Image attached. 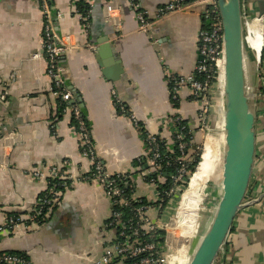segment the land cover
Wrapping results in <instances>:
<instances>
[{"label": "crops", "instance_id": "0c3cea01", "mask_svg": "<svg viewBox=\"0 0 264 264\" xmlns=\"http://www.w3.org/2000/svg\"><path fill=\"white\" fill-rule=\"evenodd\" d=\"M81 1L91 7L90 21L78 13ZM169 1L139 0L153 21ZM241 2L245 19L252 21L246 39L249 46L245 47L250 52L249 84L256 86L264 77L256 57L263 48L264 18L252 17L264 16V0ZM50 3L54 17L60 14L55 18L57 31L76 45L63 57L64 77L73 94L72 102L79 105L89 123L96 155L109 174L133 177L137 193L150 199L152 192L138 177L145 143L131 117L118 111L113 92L137 121L164 140L170 139L165 122L175 115L186 120L197 135L199 107L192 90L188 85L182 87L178 102L174 103L167 75H195L200 60L198 34L204 24L202 7L197 5L191 11L156 20L150 31L143 32L138 28L130 0ZM108 3L120 8L115 13L116 21L121 23L119 31L115 23L106 19ZM43 24L40 0H0V96L4 95L0 99V224L12 215L23 216L37 210L42 194L49 190L50 178H33L31 173L37 167L46 171L56 168L75 181L62 194L58 193L57 208L49 211L43 222L18 223L11 233L5 234L0 251L23 253L29 264H94L115 236L107 225L112 206L98 182L79 180L91 163L81 153L71 110L61 109L48 75L42 47ZM243 27L245 32L244 23ZM104 39L107 49H101ZM257 111L250 185L216 264H264V105ZM210 140L213 146L217 145L216 152L213 146L208 148ZM202 151L191 202L202 196L203 205L196 217L177 212L184 242L199 226L209 183L222 172L226 143L225 125L219 118H215L213 130L204 137ZM4 155L9 159L6 169L1 166ZM185 253V246L181 245V254Z\"/></svg>", "mask_w": 264, "mask_h": 264}, {"label": "built area", "instance_id": "2783aa9c", "mask_svg": "<svg viewBox=\"0 0 264 264\" xmlns=\"http://www.w3.org/2000/svg\"><path fill=\"white\" fill-rule=\"evenodd\" d=\"M41 1L44 14L42 47L48 61L47 72L54 83L55 93L62 98L64 103L70 104L73 101V94L69 90L67 80L64 77L66 66L63 62V57L68 51L76 48V45L70 43L71 39L69 36L60 35L57 31L55 18L58 19L60 14L57 13L56 17H54L49 1ZM197 5H200L203 9L204 24L198 34L200 60L196 67V73L205 74L207 79L202 82L197 80L195 75L180 77L168 74L167 82L173 86L172 96L174 99L178 97L182 87L188 85L191 88L193 99L198 103L199 107V129L202 123L205 124L210 119L211 103L206 96V92L209 89V81L214 76L215 69L220 75L219 62L224 60V27L218 0H170L160 8L156 20H161L175 13L191 11ZM130 6L136 11L139 30L143 32L150 31L156 20L148 19L147 13L141 8L139 0H130ZM119 9L113 3H108L105 9L106 19L115 23L114 27L117 31H119L121 23L116 21L118 15L116 16L115 13L120 11ZM90 11L92 13V10ZM83 18L85 21L88 20V16ZM251 22L250 19H245L244 14L245 46H249L246 44V39L248 26ZM87 46L92 49L96 48L94 44H88ZM79 47L81 46H77V48ZM262 50L259 56H256L259 63H261ZM34 57L37 58L38 55H34ZM262 75L264 76V74ZM261 87H264V77L261 78ZM249 90L250 87H248ZM113 97L115 106H121L120 113L128 115L125 111V106L117 98L115 92H113ZM0 99L3 100L4 95H1ZM67 108L71 110L73 117L77 119L78 124L74 126V129L81 141L83 148L81 153L91 163V167L85 174L89 175L87 178L98 182L102 186L112 206L107 225L115 231V236L111 244L106 247L102 256L94 264H188L189 259L187 260L183 256L184 254H181V245L178 246L175 243L176 241L171 239L172 234L169 233L170 224H168L169 218L165 217L166 214L168 215L172 212L173 203L180 201L177 197H182L183 192L187 188L185 184L192 175L191 164L193 159L188 155V142L184 140L185 135L179 127L182 118L173 116L165 122V128L170 133L169 150L173 151L175 148L172 143L177 142L175 150L178 152L177 155L168 156L165 155V150L163 151L160 143L162 137L147 130L145 124L139 126L133 115H128L134 121L139 134L143 130L145 135L143 141L146 147V168L139 171L138 177L152 192V197L146 199L137 193L138 185L133 177L124 176L126 179L128 178V181H122L125 178H113V175L106 171L104 163L95 153L90 131L85 121L81 118V111L75 106ZM8 165V155H4L1 160V166L6 169ZM164 166H172L174 168V173L169 178L162 176L161 171ZM31 174L33 178L69 179L72 184L75 181L72 176L61 174L56 168L46 171L42 167H37ZM168 180L172 184L171 187L167 189L159 187V182H167ZM64 186L69 188L67 182L64 183ZM52 190L53 187H49V192ZM51 193L53 197L43 200L34 213L19 217H8L5 223L0 224V243L3 236L11 233L18 223L27 225L37 223L36 218L43 213L45 204L51 206L54 203H58L59 192L53 191ZM131 205H133L134 212L128 218H123L122 212L114 209L115 206L127 208ZM160 230L165 231V235L162 243H156L153 238ZM158 237L162 236L158 235ZM0 264H29V260L0 251Z\"/></svg>", "mask_w": 264, "mask_h": 264}, {"label": "water", "instance_id": "95a60500", "mask_svg": "<svg viewBox=\"0 0 264 264\" xmlns=\"http://www.w3.org/2000/svg\"><path fill=\"white\" fill-rule=\"evenodd\" d=\"M224 27L223 112L226 153L218 173L222 196L210 227L188 264H213L245 200L255 163L256 115L249 75L241 0H218ZM102 40L101 49L109 48Z\"/></svg>", "mask_w": 264, "mask_h": 264}, {"label": "rangeland", "instance_id": "374dc122", "mask_svg": "<svg viewBox=\"0 0 264 264\" xmlns=\"http://www.w3.org/2000/svg\"><path fill=\"white\" fill-rule=\"evenodd\" d=\"M255 18H264L263 15H258L256 17H252V19ZM246 48V47H245ZM248 54H250L249 50L246 49V57L248 58ZM255 56V55H254ZM248 61V60H247ZM258 62V60H257ZM260 65V63H259ZM219 74L218 71H214V76L212 77L211 81H209V89L206 92V96L208 97L210 103H211V112H210V119L209 121H206L205 124H201L200 128L198 129V150L201 151L202 154V148H203V142L204 137L211 133L213 130V122L215 121V118H218L219 115H223V85L221 86L220 80H219ZM250 90L248 91L249 100L251 103V108L255 115L258 112L257 109L259 106L264 105V92L259 90L261 87V84L251 86L249 84ZM258 122V120H257ZM221 123L223 124V118L221 119ZM215 124V123H214ZM212 140V138H211ZM211 140L209 142L208 148L212 147ZM213 151H217V145L213 146ZM192 158V157H191ZM193 163V161H192ZM199 163L194 166V169L196 170ZM192 172V174H194ZM192 176V175H191ZM222 192H221V186L219 182V175H217V178L215 180L212 179V181L208 185L207 195L205 196V202L203 206V216L201 218V221L199 223V226L197 227L196 231L193 233V235L186 240L185 242L182 241V237L180 235L181 229H180V219H177V210L179 207L180 201L173 203V210L168 215L166 214V218H169L168 224H170L169 233L172 234V240L176 241L175 243L179 245H184L186 249V253L183 255L187 260L192 258V255L194 254L196 248L198 247L202 237L208 230V228L211 225V222L214 218V215L216 213V209L218 206V203L221 199ZM181 197V196H180ZM180 197H177V199H181ZM203 205V203H202ZM175 208V209H174ZM186 218V217H185ZM184 235L187 236L186 229L184 230ZM176 246V245H175ZM223 251V250H222ZM221 256L219 253L217 258L215 259L213 264H216L218 261V257Z\"/></svg>", "mask_w": 264, "mask_h": 264}, {"label": "trees", "instance_id": "16d2710c", "mask_svg": "<svg viewBox=\"0 0 264 264\" xmlns=\"http://www.w3.org/2000/svg\"><path fill=\"white\" fill-rule=\"evenodd\" d=\"M48 1H49V5L51 6L50 0H48ZM40 3H41V7H42V1L41 0H40ZM90 10H91V7L89 5H87L86 3H84V1H81V4L78 6V13L81 14L82 17L88 16V18H87L88 20L87 21H90V19H91V11ZM242 10H243V8H242ZM261 66L264 69V48L262 50ZM195 78L197 80H199V81H202V82H204L207 79L206 75L205 74H202V73H195ZM210 81H211V79H210ZM169 89H170L171 96H172L173 86L171 85V83L169 84ZM261 91L264 92V87L261 88ZM172 99H173V102L177 104L179 97H177L176 99H174L173 96H172ZM59 100H60L61 109H66L67 107H74V106L77 107V108H79V110L82 113L81 114L82 115L81 118H82V120L85 121L88 130H90L89 123L86 120V117L84 116L82 110L80 109L79 105L76 102H71L70 104H67V103H64L62 101V98L61 97H59ZM117 109L120 112L121 106L118 105L117 106ZM125 111H126V113L128 115H131V113L129 112V110L127 108L125 109ZM178 116L179 115H175V117H178ZM72 124H73V126H77V124H78L77 123V119L74 118L73 115H72ZM137 124L139 126L140 125L141 126L143 125V123L140 122V121H138ZM179 127L181 128V131L185 135V139L184 140L186 142H188V147H189L188 148L189 149L188 155L190 157H192V159H193V163L191 164V170H192V172H194V171H196L194 169V166H196L201 161V155H202L201 154V151L198 150V146H199L198 145V141H197L198 140L197 139L198 138V134L196 135L195 131H193L190 128V126H189V124L187 123L186 120H183V119L180 120V126ZM140 136L142 137L143 140L145 139V135H144V131L143 130L141 131ZM91 141L93 143V140L92 139H91ZM160 143L162 144L163 151L165 150V155H168V156L177 155L178 152L175 150L177 148V142L172 143V145L174 144L173 146L175 148L173 151H170L169 150L170 143L166 139L164 140L163 138H161ZM82 149L83 148L81 147V151H82ZM138 164L141 165V168L142 169L146 168L145 158L144 159H141L140 162H138ZM161 173H162V176H167V178H169V176L174 173V168L172 166H166V167L164 166V168L161 171ZM87 176H89V175L88 174H84V175H82L79 178V180H81V181L90 180L89 178H87ZM124 176H127V175L115 174V175H113V178H118L119 179V177H121V179L125 178L122 181H128V178L126 179V177H124ZM155 177H156V175H155ZM48 181H49V186L48 187H53V190L50 191V192H49V190L45 191L42 194V196H41L40 203H42V201L45 200V199H48V198L51 199L53 197L51 192L55 191V192H59L60 194H62L66 189H68V188H66L64 186V183L65 182H67L69 184V188L72 186V182L69 179H66L65 180V179H51V178H49ZM189 181H187V183L185 184V187H188ZM158 185L162 189H167V188H169V187L172 186L170 180H168L167 182H159ZM126 191H127V193H129L128 190H126ZM131 206L130 207H127V208H118V207L115 206L114 209H117L120 212H122V214L124 215L123 218L124 217L125 218H128V216H132L133 215V212H134L133 211V205H131ZM56 208H57V203H54L51 206L45 204L44 205V211H43V213L41 215H38L37 216L36 222L38 224L41 223V222H43L45 220V217H46V214H47L46 212H48L49 210L50 211H54ZM12 216L13 217H19V216H21V214H15V215H12ZM232 229H233V227H232ZM232 229H231V231H232ZM231 231H230V233H231ZM158 235L159 236H162V237H158ZM164 235H165V231L160 230V231L157 232V235H155V237L153 238V240L156 243H159V242L162 243L163 238H164ZM226 245H227V242H225V245L224 246H226ZM7 253H11V254H14V255H18V256H21V257L29 260V258L25 254L20 253V252H7Z\"/></svg>", "mask_w": 264, "mask_h": 264}, {"label": "bare ground", "instance_id": "6f19581e", "mask_svg": "<svg viewBox=\"0 0 264 264\" xmlns=\"http://www.w3.org/2000/svg\"><path fill=\"white\" fill-rule=\"evenodd\" d=\"M219 69H220L219 80H220V82H222V85H223L224 60L219 62ZM218 118H219V120H221L223 118V124H224V112H223V115L222 114L219 115ZM201 161H202V155H201ZM200 163L201 162H199V165H198L195 173L191 176L187 189L182 194V197H181L180 203H179V207L177 210V212H180L184 215H189L191 217H196L198 215L199 209H200L201 204H202V196L198 197L196 202H191V193L193 190V184L196 183L198 173L201 170ZM179 259H181V258L179 257ZM189 262H190V259L188 260V263Z\"/></svg>", "mask_w": 264, "mask_h": 264}]
</instances>
